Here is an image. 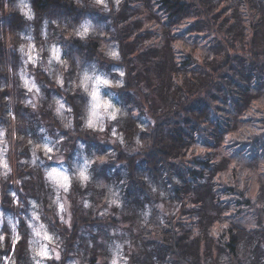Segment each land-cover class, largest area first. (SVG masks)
Instances as JSON below:
<instances>
[{"label": "trees", "instance_id": "obj_1", "mask_svg": "<svg viewBox=\"0 0 264 264\" xmlns=\"http://www.w3.org/2000/svg\"><path fill=\"white\" fill-rule=\"evenodd\" d=\"M8 1L15 3V0ZM134 1L142 3L149 12L156 9L158 15L155 12L153 15L161 17L167 41L153 51L150 66H155L157 71L151 78L145 57L149 49L142 46V50L132 55L130 51H133L135 40L124 35L116 39L120 44L119 61L124 72V81L118 87L117 95L125 103L126 115L116 120L124 135L125 145L123 150L116 151L114 159L121 157L120 160L131 164L104 165L101 169L103 176L98 172L96 177L95 164L92 182L83 191L76 182H72V196L68 197L74 219L72 231L54 228V224L57 228L63 225L59 220L58 224L52 222V212L46 200L50 190L43 180L33 177L34 169H27L26 184L10 191L16 198L29 203L40 202L43 222L46 221L53 229L50 232L52 235L59 232L60 264L71 260L79 264H96L101 256L100 249L89 246V243H96L98 236L95 234L100 231L94 232L106 225L124 226L120 241L135 248L133 253L122 252V258H128L127 264H264V206L256 204L243 190L225 185L219 176L221 173L215 175L216 169L221 166H214L210 163L211 159L198 155L191 159V164L182 161V158L194 154L192 147L204 153L216 150L212 142L217 141L220 145L229 135L228 128H237L239 123L245 121L244 115L255 108L256 101L264 98V0ZM29 3L37 19L33 24L36 40L63 45L66 59L71 56L73 47H77L75 55L82 56L84 60L87 58V63L98 59L97 41L91 38L78 40L69 35L77 14L83 11L89 17L94 14L92 10L95 11V6H86L78 0H29ZM55 14L62 17V24H57L58 20L53 17ZM13 15L15 17V13ZM166 18L167 23L163 20ZM0 20V62L5 66L10 55L6 32L13 30L14 19L11 20L9 14ZM65 20L70 23L66 24ZM111 21L117 26L116 17L112 16ZM188 22L186 31H179ZM42 24L46 30L44 39L40 34ZM179 33L185 34L183 37L180 34L179 39L188 37V45L193 49L201 47L203 43L208 44L207 48H201V60L190 55L184 61L177 62L178 59L174 57L176 52L169 50L168 37L175 39ZM200 37L206 39L195 44L202 39ZM156 55L160 59L154 60ZM134 57L140 64L141 60H146L139 74L133 66ZM74 68L72 62L71 69L63 72L64 86L70 87ZM40 72L43 74H39L40 77H44L41 78L42 83L38 81L42 96L33 97L32 100H38L35 109L25 104L30 98L25 99L20 88L16 86L10 92L7 86L9 76L0 70V122L7 124L4 129L8 137L20 135L26 142L40 143L45 129L51 131L53 136L58 131L56 119L48 115L51 95L58 93V87H55L54 79ZM32 76L40 79L38 74ZM148 78L153 80L155 87H150ZM149 89L160 92L157 100L152 99ZM60 95L66 102V98L72 97L70 92L63 90ZM7 98L11 101V111L4 104ZM216 100L220 102V109L212 102ZM258 109L260 112H255L264 115L263 106ZM136 114L141 117L137 119ZM77 131L81 134L83 128L79 127ZM52 139L58 143V138ZM251 139L253 143L258 141L259 151H264L262 138L254 136ZM143 158L148 159L144 164ZM51 163L47 162L49 165ZM45 170L43 168L44 173ZM19 173L22 175V171L19 170ZM98 176L104 178L121 197L118 208L115 205L110 208L102 206V212L106 215L98 209L93 212L89 207L82 208L85 196L89 198L90 195V199L93 196ZM16 178H13L14 184ZM29 182L33 185L32 190ZM116 184H119V188ZM77 192L80 193L79 200H75ZM222 197L235 199L238 207L245 209L246 213L252 212L259 228L246 229L223 215L227 208L222 204ZM238 197L243 201L237 202ZM92 202L95 205L96 201ZM207 209H210V214H205ZM118 226L111 228L109 235L112 238L104 239L105 242L113 245L114 230ZM213 226L218 227L214 229ZM8 252L10 245L6 244L5 249L0 247V260ZM28 252L26 243L19 241L10 264H34Z\"/></svg>", "mask_w": 264, "mask_h": 264}, {"label": "rangeland", "instance_id": "obj_2", "mask_svg": "<svg viewBox=\"0 0 264 264\" xmlns=\"http://www.w3.org/2000/svg\"><path fill=\"white\" fill-rule=\"evenodd\" d=\"M78 1L86 6H95V11L92 10L94 14L89 17L83 11L77 14L73 19L72 31L69 33L75 39L81 40L76 35L79 26L85 21L91 24L92 31L84 39L91 38L98 42L96 53L99 56L98 59H92L89 63L85 62L87 58L84 60L82 56L80 58L79 55H75V52H78L77 47L72 48L71 56L66 59L62 50L63 45L36 40L33 24L37 19L34 16L32 19H28L27 15H25L27 12L33 15L29 0H15V3H10L8 0H0V8L2 7L0 9V19L4 15L9 14L10 19H14L12 23L14 31H10L9 29L6 32L8 54L10 49L9 59L5 66L0 62V70L4 71V73L6 72L9 76L7 86L10 92L17 86L26 96L25 99L30 98L32 100L35 95L39 97L40 85L38 81L42 83L43 80L41 78H44L40 77L39 74H42L40 71L48 74L49 78L54 79V85L58 87V93L51 95V108L48 113L58 123V131H56L55 136L52 135L51 131L45 129L40 143L36 141L26 142L20 135H9L8 137L4 129L7 127V124L0 122V237H2L0 239V247L5 249L6 244L10 245V252L6 256H1L0 264H10L9 261L15 245L19 241L26 243V248L28 247L34 264H60L62 261L58 247L59 232H56V234L54 231L55 235H52L50 232L53 229L48 226L46 221L43 222L41 211H39L40 202L30 201L29 203L28 201L16 198V195L10 191L14 188L19 189L26 184L24 180H26L25 174L29 171L27 170L28 168L34 169L35 171L33 172L35 174L33 177L39 178L38 180L40 181L43 180L44 185L50 190V194L46 195V200L47 206L52 212L51 220L56 224H58L59 220L63 225L62 228L59 226L57 228L54 224V228L58 229V231H72L74 219L71 201L68 198L72 196V182H76L77 187H80L81 191H83L84 187L92 182V177L94 176L92 169L95 164V177L98 172L103 176L101 169L105 167L104 165L131 164V162L127 163L124 159V161L120 160L121 157L114 159L116 151L123 150L125 145L124 135L119 130V124L116 121L126 115L125 103L117 95L119 88L105 86L100 90L102 97H107L114 106L120 109L116 119H110L107 114L94 115L93 101L89 95L92 81L88 80L85 82L84 77L88 75L94 78L96 75H101L111 83L124 81V72L121 69L120 61L110 58L111 51L115 50L120 59L121 49L116 39L119 35H124L129 37L130 40H135L133 51H130L132 55L142 50L140 48L142 46L149 49L145 57L148 59L150 77L154 78L157 70L155 66H150L151 56H153V51L156 48L162 47L167 41L161 24L163 21L161 17L153 15V12H157L156 9H152L149 12L142 3L134 0H104V4L108 7L107 11H103V4L98 5L95 3V0ZM13 4L15 5L12 6ZM12 12L15 13V17ZM112 16L117 18V26H115L116 23H112ZM53 17H56L58 20L57 24L63 23L62 17H59L58 14H55ZM163 20L167 23V18ZM65 22L66 24L70 23L67 20ZM184 24L186 25L181 26L179 31H186L189 22ZM1 30L2 24L0 20ZM40 34L42 35V39L46 37L44 24L41 25ZM180 34L181 37L185 35L184 33H179L175 39L168 37L169 50L171 53L173 51L176 52L174 57L178 59L177 62L184 61L190 55L201 60L200 57L203 53V49L201 48H207L208 44L203 43L201 47L196 46L198 49H193L188 45V35H186L187 38L179 39ZM200 38L202 39L196 41L195 44L206 39L205 37ZM56 48L60 50V55L59 59L53 60L52 51ZM129 48L131 50V47ZM157 58L160 59L158 55L154 56V60H157ZM133 60V66L139 74L142 70V65L146 64V60H141L142 64L137 61L136 57ZM72 62L75 64V68L74 79L71 78L70 87L69 85L64 86V81L58 84L56 79L62 80L64 78L63 72L71 69ZM120 72H123L122 76L119 75ZM34 74H38L40 79L33 77L32 75ZM148 79L150 80V87H155L152 83L153 80ZM61 89L71 93V99L66 98L68 103L60 95L62 93ZM149 91L152 99L157 100V94L160 92L152 91V89H149ZM30 99H27L25 101L27 103L25 104L34 106L36 109L38 100L34 98L31 101ZM13 100L12 97V102ZM263 100L264 98H259L256 101L259 104L255 103L254 109L248 111L245 115L242 114L245 116L243 117L245 121H242L243 123L237 121L239 123L237 128L234 126L228 128L230 131L229 135L223 139L220 145L217 144V141L212 142V145L215 147L214 149L217 148L216 150H208L204 153L202 150L198 151L197 147H192L191 152L194 154L190 157L182 158L183 162H190L186 164L193 163L191 159L198 155L208 160L211 159L210 163L214 164V166L217 168L221 166L219 169H216L215 175L221 173L219 176L225 185H233L235 188L243 190L246 196L252 198L259 206H264V151H259L258 141L253 143V139L251 138L256 136V138L259 137L264 140V115L255 112V110L260 112L258 107L263 106L264 108ZM212 102L220 109L221 105L218 100ZM4 104L8 106L7 110L11 111V101L9 98L4 101ZM135 117L138 119L141 115L136 114ZM89 119L93 120L95 127L88 126L87 121ZM10 120L12 121L13 118L10 117ZM79 127L83 128L81 134L77 131ZM224 130L226 129L224 128ZM52 138H58V143ZM49 148L51 151L47 150ZM121 154L119 155L121 156ZM147 161V158H143L142 164ZM47 162L52 163L49 165ZM43 168L46 169L45 173ZM19 170L22 171V175L19 173ZM53 170L61 176L68 177L67 190H65L64 184L54 174ZM81 171L88 177L86 180L80 178ZM29 175L28 172V181ZM15 176H17L16 185L13 182ZM95 182L97 186L93 192V196L95 197L93 198L92 196L90 199V195H88L89 198L85 196L82 208L89 207L93 212L98 209L100 213L104 205L108 206V208L115 205L118 208L121 199L119 192L115 191L112 186H109L104 178L100 176H98ZM29 185L30 190H32L33 185H31V182L28 183ZM116 185L119 188V184ZM9 191L10 194L5 196L6 192ZM1 192L3 193V197H1ZM79 197L80 193L77 192L75 200H79L81 198ZM92 198L96 201L95 205L92 204ZM236 201L242 202L243 199L238 197ZM222 202L225 205V209L227 208L226 213H223V215L230 217L234 223L240 224L246 229L259 228L256 227V220L254 218L256 216H253L252 212L246 213L245 209L238 207L235 199L222 197ZM206 204L208 205V203ZM30 206H33V209ZM210 213V209H207V212H205V214ZM102 214L106 215L104 211ZM117 226L106 225L94 232L100 231L99 234H95L98 236L96 243H89V246L94 245L100 249L101 256L98 257L96 264H127L128 258H122V252L128 251L129 253H133L135 251L131 244L120 241L124 228L122 225L114 230L113 236H115V241L113 245L105 242L104 239L112 238L109 235L111 228H116ZM213 227L215 229L218 226ZM24 230L26 231L24 232ZM6 240L8 243L5 244ZM1 243L5 245L2 246ZM66 264L79 263L71 260Z\"/></svg>", "mask_w": 264, "mask_h": 264}, {"label": "clouds", "instance_id": "obj_3", "mask_svg": "<svg viewBox=\"0 0 264 264\" xmlns=\"http://www.w3.org/2000/svg\"><path fill=\"white\" fill-rule=\"evenodd\" d=\"M96 4H103V11H107L108 7L106 4H104V0L102 3H98L97 0H95ZM27 15L28 19H32L33 15L30 13H25ZM92 31V26L89 22L85 21L82 23L77 32L76 35L83 40L90 32ZM60 55V50L58 48L53 49L52 51V59L57 60L59 59ZM110 58L113 60H119V55L117 51L113 50L110 53ZM123 72H120L119 75L122 76ZM85 82L88 80L92 81V86L91 90L89 92V95L92 98L93 101V114L94 115H104L107 114L110 119H116L117 113L120 112V109L116 106H114L110 100L107 97H102L100 94V90L105 87V86H110L113 88L119 87L123 82L120 81L119 83H111L107 78L101 76V75H96L94 78L92 76L85 75L84 77ZM56 82L60 84L62 80L59 78L56 79ZM87 90V89H86ZM88 126L90 127H95V124L93 123L92 119H89L87 121ZM54 174L59 177L61 182L65 185L67 181L65 180V176H61L59 173H55V170H53ZM80 178L82 180H86L88 177L85 175L83 171L80 173Z\"/></svg>", "mask_w": 264, "mask_h": 264}, {"label": "snow or ice", "instance_id": "obj_4", "mask_svg": "<svg viewBox=\"0 0 264 264\" xmlns=\"http://www.w3.org/2000/svg\"><path fill=\"white\" fill-rule=\"evenodd\" d=\"M97 2H98V3H102L103 0H97ZM27 13H28V12H27ZM122 75H123V73H122ZM47 150H48V151H51L50 148L47 149ZM65 180L68 181V177L65 176ZM64 187H65V190H67V183H65ZM0 239H2V237H0ZM43 254H46V253H43Z\"/></svg>", "mask_w": 264, "mask_h": 264}]
</instances>
